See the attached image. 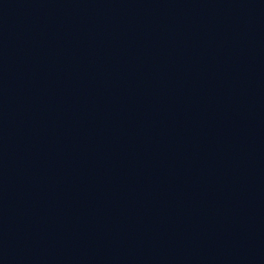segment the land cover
<instances>
[{"label": "water", "instance_id": "water-1", "mask_svg": "<svg viewBox=\"0 0 264 264\" xmlns=\"http://www.w3.org/2000/svg\"><path fill=\"white\" fill-rule=\"evenodd\" d=\"M0 264H264V0H0Z\"/></svg>", "mask_w": 264, "mask_h": 264}]
</instances>
